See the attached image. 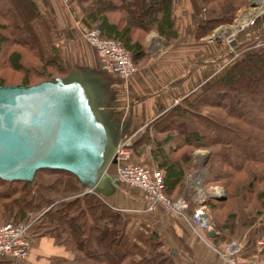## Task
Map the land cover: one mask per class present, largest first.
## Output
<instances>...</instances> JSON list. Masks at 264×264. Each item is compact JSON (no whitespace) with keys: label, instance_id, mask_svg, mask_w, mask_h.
<instances>
[{"label":"trees","instance_id":"obj_1","mask_svg":"<svg viewBox=\"0 0 264 264\" xmlns=\"http://www.w3.org/2000/svg\"><path fill=\"white\" fill-rule=\"evenodd\" d=\"M33 1L0 0V71L7 66L22 74L20 83L14 85L6 84L0 78V87L28 88L37 85H30V78L43 83L67 73L57 48H52V54L46 58L38 53L37 48L33 49L32 53L40 62L39 67H29L22 62L20 49L29 50L31 46L39 45L33 21L40 16ZM69 1L81 5L83 17L80 23L89 22V25L97 26L105 37L117 40L131 55L135 66L146 59L142 39L134 35L135 31L145 35L153 31L172 44L178 39L177 0ZM188 2L198 19L194 24V38L201 40L210 35L215 26L231 25L245 0ZM223 71L162 115L153 126V135L146 129L129 148L131 156L140 158L151 147L152 159L163 174L166 196L171 200L184 198L189 204L186 212L189 217L196 203L190 201L186 190L192 193L193 198L194 192L185 187L184 182L186 175L194 171L193 152L197 149L209 151L205 162L209 180L203 181V187L219 185L232 200L239 181L237 178L243 177L245 169L250 170L254 178L261 176L264 181V123H253L236 114L240 96H248L246 100L254 102L256 97L264 98V45ZM225 100L228 107H224L227 116L223 118L212 110L222 108ZM257 104H264V99H259ZM245 107L250 109L249 104ZM206 108L211 109L207 111L208 115L203 113ZM256 114L264 118V110L256 111ZM230 133L248 137L254 143L240 149L234 140L229 141L225 137ZM167 144L172 145L168 151L164 149ZM84 190V185L74 174L64 171L39 170L31 181L24 182L0 180V225L8 222L23 224L28 221L29 213H43L35 222L31 235L52 239L57 247L71 254V261L52 260L50 264H177L173 254L160 251L162 242L155 233L133 232L127 228L129 222L123 214L110 209L98 193H84ZM221 203V200L208 199L204 205L216 211ZM255 223L250 220L244 224L251 227V238L246 248L253 250L264 232L262 227L253 233ZM223 226L233 232L230 216ZM214 232V239L220 241L221 234L216 229ZM255 234L257 236L253 239ZM0 264H26V261L8 258Z\"/></svg>","mask_w":264,"mask_h":264},{"label":"crops","instance_id":"obj_2","mask_svg":"<svg viewBox=\"0 0 264 264\" xmlns=\"http://www.w3.org/2000/svg\"><path fill=\"white\" fill-rule=\"evenodd\" d=\"M37 5L41 10H48L56 24V31L60 36L55 45L66 47L68 58L76 62V65L69 66V59L60 48L67 73L57 78L55 85L66 100L72 116L86 112L88 126L95 135V141L89 143L104 147L94 156V160L100 163L96 168L97 173L108 164L113 153L112 147L119 134L132 136V144L139 140L146 129L153 135L152 129L158 119L169 111L175 102L191 94L211 76V67L196 68L194 73L189 74L187 65L192 58L186 57L185 47H176L180 41L179 36L170 46L175 47L177 56L168 55L164 61L155 63L154 68L143 67L125 86L116 77H113L116 80L110 77L104 82L102 76L99 78L96 59L95 63L88 59L91 54L97 58L96 51L81 37L82 30L91 27L89 22H79L83 17L82 9L77 5L68 4L66 0H37ZM255 27H258L261 33L264 32V16L258 20ZM178 81L181 83L177 85ZM171 147L172 145L167 144L164 149L168 151ZM150 149L151 147L140 158L130 156L128 163L158 168ZM115 167V161L109 164L105 174L107 178L103 179L98 192H94L98 193L104 202L115 207L116 211L124 209L130 212L128 219L132 220L131 224L137 222L148 233H155L163 241L164 249L175 256L177 264H223L218 251L223 250L227 244L215 240L216 233L213 236L202 233L200 238L185 220L176 215L166 214L160 209L152 214L142 212L141 210L145 209L142 194L137 190L123 188L115 178ZM92 175L89 176V182L87 179L84 181L85 188L95 180V171ZM201 187L204 191L214 188L203 187L202 184ZM31 240V252L26 264H50L52 260L60 261L71 257L66 249L57 247L52 239L32 236Z\"/></svg>","mask_w":264,"mask_h":264},{"label":"rangeland","instance_id":"obj_3","mask_svg":"<svg viewBox=\"0 0 264 264\" xmlns=\"http://www.w3.org/2000/svg\"><path fill=\"white\" fill-rule=\"evenodd\" d=\"M251 1L252 0H245V3L242 6H240L239 12L236 15V19L234 20V22L231 23V25H220V26L217 25L215 26V28H213V31L210 33V35L202 38L201 40H196L194 38L195 36L194 24L198 22V19H196V17L193 15L194 12L192 11L188 0H177L179 4L176 6L175 17L178 26L177 29L179 32L178 39L180 36V41L176 47L179 48L185 47L186 57L188 59L192 58V60L188 61V65H187L189 69V74L194 73L193 71H195L196 68L198 69L203 67V69L204 68L210 69L211 67L210 69L211 76L208 80L210 81L211 79H214L215 76H220L221 72L226 68L242 61L245 58V56H247V54H249L250 52L256 51L263 47L264 32L261 33L259 29H257L258 27H255L257 23L253 27L245 30L244 32L242 31L239 34L234 33V26L237 23L236 20L239 18L241 13L243 12L245 13L249 11V9L251 8V5L249 6V3ZM33 2L40 16L39 18L33 21V27L38 36L39 45L35 44L31 46L29 50L27 48H23L24 50L20 49L23 54L22 62L29 67H39L40 62L38 61L37 56L32 53L33 49L37 48L38 53H40L41 56H43V58H46L47 56H50L52 54V48L57 47L59 49L58 56L62 60L65 70L67 71L66 64H64L63 58L61 56L60 48L62 52L64 50L65 56L67 58L69 57V55L67 53L66 47H64L63 45H61L60 47L55 45L59 39L58 37L60 36V34L56 31V24L51 18V13L48 10L46 11L41 10L37 5V0H34ZM66 2L68 4H72L70 3L69 0H66ZM73 5H77L81 10V5L79 3H74ZM134 35L137 37L139 36V38L142 39L145 48H146V43L148 42V47H147L148 49L146 48V56H145L146 59H144V61L141 62L139 65H136L138 70L142 69L143 67L146 68L149 67L148 69L154 68L156 66L155 63H160L164 61L165 59H167L168 55L170 54L172 55L175 54L176 56L178 55L177 51H175V47L170 48V46L173 45L172 43L166 42V40L161 38L157 33L153 31H150L149 33H147V35H145L144 32L135 31ZM229 38L233 40V42H229L230 40ZM159 41L161 43H158ZM180 55H182V53ZM90 56L91 57H88V59H90L92 63H95V59H96L97 62L96 66L99 72V78L102 76L101 79L104 82L108 81L110 77L111 79L116 80V78L115 79L113 78L114 76L108 74L107 72L101 69L97 53L96 56L98 60L96 57H94L93 54H91ZM68 59L69 61L68 60L67 61L69 66L74 64L76 65L75 61H72L71 58ZM0 78L4 79L6 84L14 85L20 83L22 79V74L16 73L7 66H4L0 71ZM30 80H31L30 85H35V84L38 85V83L41 82V80L34 78H30ZM121 83L123 86H125V84L122 81ZM179 83L181 82L178 81L176 84L178 85ZM196 91L198 92L199 88H196V90H194L193 92ZM246 98L249 97L243 95L238 98V100L240 101V105L236 111V114L244 116V118L251 120L253 123L263 124L264 118L262 116H259V114L257 116L256 111L264 110V104L262 105L257 104L259 102V99H264V98L256 97L255 100L256 102L249 101L248 99L246 100ZM179 101H177V104ZM246 104L250 105V109L245 107ZM224 107L225 108L228 107V102L226 100L223 102L222 108H217V109L213 108L212 111H214V113L217 114L218 116L226 118L227 111ZM209 110L211 109L206 108V110H203L204 111L203 113L208 115L209 113H207V111L209 112ZM225 137L228 138L229 141L234 140L236 146L240 149L250 144V142L254 143V141L251 140L250 138L239 137L236 136L235 133L227 134ZM259 153L261 154L262 152ZM193 156H194L193 166H195L194 171L187 174L186 176L189 177L194 174L197 176H201L202 184H203V181L206 182L207 180H209L208 167L205 165V162L209 156V151L204 148L197 149L193 152ZM106 170L107 167L105 168L104 173H106ZM102 178L105 179L107 177H104L102 175L100 177V181ZM237 180L239 181L235 187L232 200L230 199V197H228V194L226 193L225 189H223L219 185L213 186L214 188H217L221 192L222 203L221 205H219V208H217L216 211L215 210L212 211L209 208H207L208 217L210 218L213 229H216L221 234L219 236L221 242H225L227 245L230 242H236L237 244L243 247L242 255L240 256L241 259L249 262V261H254L253 258L255 257V260L257 261L256 259L258 258L257 247H255V250H253L252 248H246L251 238L250 237L251 227H246L244 224L245 222L254 220V222L256 223L253 227L254 229H252L253 233H255L254 230H260V228L264 227V181L261 180V176L254 178L250 170L248 169H245V171L243 172V177L241 178L238 177ZM184 184L185 187L187 186L188 188H190L188 182L185 181ZM123 188L125 187L123 186ZM186 194L190 195L189 198L190 201L193 202L195 201L190 191L186 190ZM105 203L107 206L110 207V209L113 210L115 208L109 205L106 201ZM141 211L144 212L143 210ZM118 212L123 214L124 219L129 222V224L127 223V228H130V230H132L133 232H143L145 235H149L148 231H146V229H143L139 224H137V222L131 224L132 220L128 219L130 218L129 216V214H131L130 212L125 211L124 209H120ZM144 213L152 214L148 212H144ZM38 215H40L41 217L43 213H39ZM228 216H230V219L234 224V229L232 233H230V231L225 229V227L223 226V223H225ZM218 217H220L221 219H218ZM0 221H1V217H0ZM256 236L257 234L253 236V239H255ZM159 241L162 242V248L160 249V251L169 253L167 252L168 251L167 249H164L163 241H161L160 238ZM87 248L89 249L90 246H87ZM89 250L92 249L90 248ZM220 251L221 250H219V252ZM68 261H71V259H68Z\"/></svg>","mask_w":264,"mask_h":264},{"label":"water","instance_id":"obj_4","mask_svg":"<svg viewBox=\"0 0 264 264\" xmlns=\"http://www.w3.org/2000/svg\"><path fill=\"white\" fill-rule=\"evenodd\" d=\"M55 83L56 79L28 88L0 87V180L31 181L37 171L52 170L72 173L85 186L95 171V180L85 189L98 192L121 134L108 164L97 173L100 163L94 156L104 147L89 143L95 135L86 112L72 116Z\"/></svg>","mask_w":264,"mask_h":264},{"label":"built area","instance_id":"obj_5","mask_svg":"<svg viewBox=\"0 0 264 264\" xmlns=\"http://www.w3.org/2000/svg\"><path fill=\"white\" fill-rule=\"evenodd\" d=\"M248 12L240 14L234 26V33L239 34L253 27L264 16V0H252ZM81 37L97 53L101 69L108 74L127 84L138 72L132 61L131 55L115 39L104 36L97 26H91L82 30ZM230 39V38H229ZM233 42V40H229ZM177 102H175V105ZM132 145V136L120 135L113 160L116 163L115 178L127 189L137 190L142 194L145 202L144 212L153 213L160 209L166 214L176 215L185 220L192 231L202 238L201 234H209L213 231L208 209L204 205L208 199H219L221 192L217 188L204 191L201 187V176L192 175L187 181L194 192L196 208L191 215L186 212L189 204L184 198L169 199L164 191L162 171L156 167L147 168L143 165H130L128 160L131 156L129 150ZM86 189L85 192L92 193ZM40 215L30 213L28 221L23 224L11 222L0 225V262L3 259L27 261L31 252V231ZM257 261H245L240 255L243 247L236 242H230L218 255L223 264H264V232L256 242Z\"/></svg>","mask_w":264,"mask_h":264},{"label":"bare ground","instance_id":"obj_6","mask_svg":"<svg viewBox=\"0 0 264 264\" xmlns=\"http://www.w3.org/2000/svg\"><path fill=\"white\" fill-rule=\"evenodd\" d=\"M145 167H146V166H145ZM148 168H153V167H148ZM156 168H157V167H156ZM158 169H159V168H158ZM85 190H86V189H85ZM85 190H84V193H88V192H85ZM93 192H94V191H92V193H93ZM219 199L221 200V199H222V196H221ZM29 214H30V213H29ZM29 214H28V215H29ZM213 231H214V229H213ZM262 234H263V233H262ZM261 236H262V235H261ZM261 236H260V237H261ZM256 242H257V241H256Z\"/></svg>","mask_w":264,"mask_h":264}]
</instances>
